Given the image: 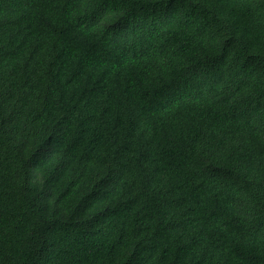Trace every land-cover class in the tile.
Listing matches in <instances>:
<instances>
[{"label":"trees","instance_id":"trees-1","mask_svg":"<svg viewBox=\"0 0 264 264\" xmlns=\"http://www.w3.org/2000/svg\"><path fill=\"white\" fill-rule=\"evenodd\" d=\"M0 264H264V0H0Z\"/></svg>","mask_w":264,"mask_h":264}]
</instances>
